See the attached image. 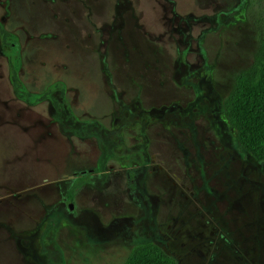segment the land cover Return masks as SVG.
Segmentation results:
<instances>
[{
  "label": "rangeland",
  "instance_id": "1",
  "mask_svg": "<svg viewBox=\"0 0 264 264\" xmlns=\"http://www.w3.org/2000/svg\"><path fill=\"white\" fill-rule=\"evenodd\" d=\"M263 7L0 0V264H264V162L221 106Z\"/></svg>",
  "mask_w": 264,
  "mask_h": 264
},
{
  "label": "trees",
  "instance_id": "2",
  "mask_svg": "<svg viewBox=\"0 0 264 264\" xmlns=\"http://www.w3.org/2000/svg\"><path fill=\"white\" fill-rule=\"evenodd\" d=\"M263 29L251 61L232 76L230 87L222 100V113L234 130L238 145L253 159L264 162V7ZM4 41L6 32L0 28ZM75 183L66 193L71 200ZM51 220L46 224L42 236L48 232ZM121 264H176L169 254L157 244L142 242L133 245Z\"/></svg>",
  "mask_w": 264,
  "mask_h": 264
},
{
  "label": "water",
  "instance_id": "3",
  "mask_svg": "<svg viewBox=\"0 0 264 264\" xmlns=\"http://www.w3.org/2000/svg\"><path fill=\"white\" fill-rule=\"evenodd\" d=\"M67 207L70 209V207H71V203H68V204H67Z\"/></svg>",
  "mask_w": 264,
  "mask_h": 264
}]
</instances>
